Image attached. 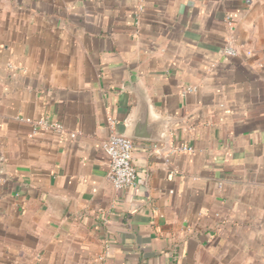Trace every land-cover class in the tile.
<instances>
[{
    "label": "crops",
    "instance_id": "0c3cea01",
    "mask_svg": "<svg viewBox=\"0 0 264 264\" xmlns=\"http://www.w3.org/2000/svg\"><path fill=\"white\" fill-rule=\"evenodd\" d=\"M0 264H264V0H0Z\"/></svg>",
    "mask_w": 264,
    "mask_h": 264
},
{
    "label": "built area",
    "instance_id": "2783aa9c",
    "mask_svg": "<svg viewBox=\"0 0 264 264\" xmlns=\"http://www.w3.org/2000/svg\"><path fill=\"white\" fill-rule=\"evenodd\" d=\"M226 53L236 55V50L228 47ZM37 127L63 128L61 125L52 126L45 119L39 120ZM102 149L109 159V179L113 185L116 188L135 186L138 183L139 177L137 168L133 162V140L122 133H114L103 142Z\"/></svg>",
    "mask_w": 264,
    "mask_h": 264
},
{
    "label": "water",
    "instance_id": "95a60500",
    "mask_svg": "<svg viewBox=\"0 0 264 264\" xmlns=\"http://www.w3.org/2000/svg\"><path fill=\"white\" fill-rule=\"evenodd\" d=\"M139 110L131 130L124 133L125 136L133 138L155 139L159 133L156 132L153 123H157L151 120L150 108L147 99L144 96H140ZM160 131V129H159Z\"/></svg>",
    "mask_w": 264,
    "mask_h": 264
}]
</instances>
